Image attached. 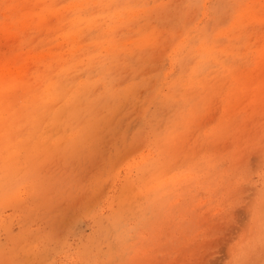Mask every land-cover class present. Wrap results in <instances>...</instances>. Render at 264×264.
Instances as JSON below:
<instances>
[{"label":"rangeland","instance_id":"rangeland-1","mask_svg":"<svg viewBox=\"0 0 264 264\" xmlns=\"http://www.w3.org/2000/svg\"><path fill=\"white\" fill-rule=\"evenodd\" d=\"M0 264H264V0H0Z\"/></svg>","mask_w":264,"mask_h":264},{"label":"bare ground","instance_id":"bare-ground-1","mask_svg":"<svg viewBox=\"0 0 264 264\" xmlns=\"http://www.w3.org/2000/svg\"><path fill=\"white\" fill-rule=\"evenodd\" d=\"M49 87H50V84H49ZM49 87H47V88H49Z\"/></svg>","mask_w":264,"mask_h":264}]
</instances>
